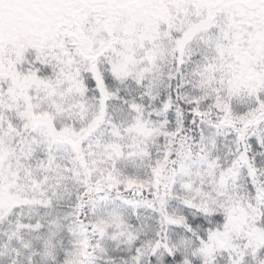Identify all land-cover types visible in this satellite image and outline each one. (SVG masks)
Returning <instances> with one entry per match:
<instances>
[{
  "label": "snow or ice",
  "instance_id": "1",
  "mask_svg": "<svg viewBox=\"0 0 264 264\" xmlns=\"http://www.w3.org/2000/svg\"><path fill=\"white\" fill-rule=\"evenodd\" d=\"M0 264H264V0H0Z\"/></svg>",
  "mask_w": 264,
  "mask_h": 264
}]
</instances>
